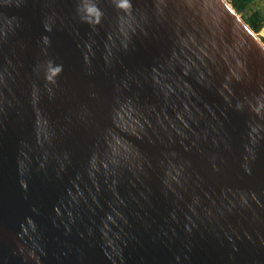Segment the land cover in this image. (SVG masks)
<instances>
[{
  "label": "water",
  "instance_id": "95a60500",
  "mask_svg": "<svg viewBox=\"0 0 264 264\" xmlns=\"http://www.w3.org/2000/svg\"><path fill=\"white\" fill-rule=\"evenodd\" d=\"M0 264H264V41L229 0H0Z\"/></svg>",
  "mask_w": 264,
  "mask_h": 264
},
{
  "label": "trees",
  "instance_id": "16d2710c",
  "mask_svg": "<svg viewBox=\"0 0 264 264\" xmlns=\"http://www.w3.org/2000/svg\"><path fill=\"white\" fill-rule=\"evenodd\" d=\"M229 1L254 31L259 32L261 30V28L264 26V17L258 9L251 7V3L253 0Z\"/></svg>",
  "mask_w": 264,
  "mask_h": 264
},
{
  "label": "rangeland",
  "instance_id": "374dc122",
  "mask_svg": "<svg viewBox=\"0 0 264 264\" xmlns=\"http://www.w3.org/2000/svg\"><path fill=\"white\" fill-rule=\"evenodd\" d=\"M252 8L258 9L262 16L264 17V0H253L251 3ZM264 26L261 28L259 32L256 31V35H258L262 40H264Z\"/></svg>",
  "mask_w": 264,
  "mask_h": 264
},
{
  "label": "bare ground",
  "instance_id": "6f19581e",
  "mask_svg": "<svg viewBox=\"0 0 264 264\" xmlns=\"http://www.w3.org/2000/svg\"><path fill=\"white\" fill-rule=\"evenodd\" d=\"M257 37H258L260 40H262L258 35H257Z\"/></svg>",
  "mask_w": 264,
  "mask_h": 264
}]
</instances>
